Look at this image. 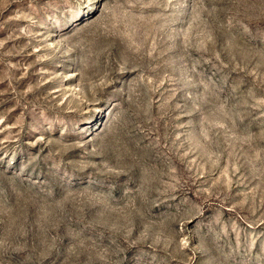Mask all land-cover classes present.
Instances as JSON below:
<instances>
[{
    "label": "rangeland",
    "instance_id": "1",
    "mask_svg": "<svg viewBox=\"0 0 264 264\" xmlns=\"http://www.w3.org/2000/svg\"><path fill=\"white\" fill-rule=\"evenodd\" d=\"M0 264H264V0H0Z\"/></svg>",
    "mask_w": 264,
    "mask_h": 264
}]
</instances>
